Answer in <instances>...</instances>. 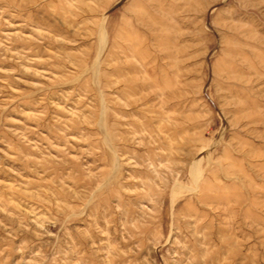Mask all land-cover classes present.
Instances as JSON below:
<instances>
[{
    "label": "rangeland",
    "instance_id": "rangeland-1",
    "mask_svg": "<svg viewBox=\"0 0 264 264\" xmlns=\"http://www.w3.org/2000/svg\"><path fill=\"white\" fill-rule=\"evenodd\" d=\"M0 264H264V0H0Z\"/></svg>",
    "mask_w": 264,
    "mask_h": 264
}]
</instances>
